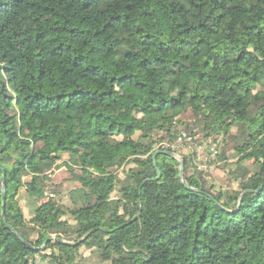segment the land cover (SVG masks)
<instances>
[{
  "label": "trees",
  "instance_id": "obj_1",
  "mask_svg": "<svg viewBox=\"0 0 264 264\" xmlns=\"http://www.w3.org/2000/svg\"><path fill=\"white\" fill-rule=\"evenodd\" d=\"M263 43L264 0H0V264H264ZM201 130L236 190L155 148Z\"/></svg>",
  "mask_w": 264,
  "mask_h": 264
},
{
  "label": "rangeland",
  "instance_id": "obj_2",
  "mask_svg": "<svg viewBox=\"0 0 264 264\" xmlns=\"http://www.w3.org/2000/svg\"><path fill=\"white\" fill-rule=\"evenodd\" d=\"M254 50H256L259 53H264V43L262 45L260 44H256L253 47ZM244 67L247 68L249 67L248 64L243 63ZM245 124H239L233 127L232 132L233 134L235 133V135H240L243 130L245 129ZM198 134L201 135L202 138L204 139H208L210 140L214 134H208L206 136V131L201 130L198 131ZM205 136V137H204ZM159 135H156L154 138L155 140L157 138H159ZM169 141H173V140H169V139H165L162 141H159L155 144V148H157L159 145L161 144H165L166 142ZM239 143V137L237 138H224L222 137L221 139V145H220V149L221 151L225 150V158L220 160V162H216L214 167L211 169L212 171H209L207 179L211 182L214 183L216 187H219L223 190H231L234 191L237 189V183L239 181V179H234L236 178V174L235 172V165L236 162L239 160V158L241 157L239 154H237L238 152L236 151V149H233V147ZM167 150H171L175 155H176V160L177 161H181L183 160L184 156H187L189 154L192 153V150L188 149V148H181V147H172V148H166ZM68 159V155L63 154L62 155V159L59 160L57 162V166L52 169L51 171V177L54 179V181L59 184L60 186L58 187L59 193L61 194L62 197V204H65L66 207L68 208H72V204L71 201L68 199V193L69 191H74L76 188H78L79 183H77L76 181H74L71 177V174L67 171L68 167L64 164V162H66V160ZM248 168L249 167H254V161L253 160H249V161H244L243 162ZM191 164L193 166H195V164L193 162H191ZM121 169L118 170V172H120ZM19 205L22 209L23 215L25 216V218L28 220L31 218L32 215V211L35 208V203L31 200H29L28 198H26L25 196H21L19 198ZM45 199H42L40 201H38L39 204H41ZM67 218L71 224V228L74 229L77 227L75 221L73 220L72 216L69 215L68 213L66 214ZM82 226H79V229H81ZM80 255L82 257H78L76 259V262L80 263V264H95L96 261L94 259H91V256H89V252L90 250L87 248H81L80 249ZM39 258L36 259L34 264H40L39 263ZM45 264H48V260L44 261Z\"/></svg>",
  "mask_w": 264,
  "mask_h": 264
},
{
  "label": "built area",
  "instance_id": "obj_3",
  "mask_svg": "<svg viewBox=\"0 0 264 264\" xmlns=\"http://www.w3.org/2000/svg\"><path fill=\"white\" fill-rule=\"evenodd\" d=\"M199 135H192L187 132H180L173 141L161 144L158 147L164 149L172 147L188 148L192 150L191 159L197 170L208 173L215 165V158L219 153L218 147L221 145V136H217L215 141L197 139ZM43 264V263H40Z\"/></svg>",
  "mask_w": 264,
  "mask_h": 264
},
{
  "label": "water",
  "instance_id": "obj_4",
  "mask_svg": "<svg viewBox=\"0 0 264 264\" xmlns=\"http://www.w3.org/2000/svg\"><path fill=\"white\" fill-rule=\"evenodd\" d=\"M159 153H161V151H156L154 154H153V156H152V159H153V164H154V166H155V169H156V171H158V168H157V165H156V156L159 154ZM164 154H168L170 157H172V158H174V159H176V155L172 152V151H170V150H166V151H164L163 152ZM184 162H183V160H181V161H179V178L181 179V180H183V173H184ZM160 171H158V175L154 178L155 180H157V179H159L160 178ZM2 178H4V175L2 174ZM3 190V189H2ZM2 196H3V203H2V216H3V214H4V210H5V196L2 194ZM88 234V233H87ZM85 236H87L86 234H85ZM85 236H84V238H85ZM83 238V239H84ZM82 239V240H83ZM82 240H80V241H82ZM25 243H26V241L25 240H23ZM60 242H62V243H64V242H68V241H66V240H60Z\"/></svg>",
  "mask_w": 264,
  "mask_h": 264
},
{
  "label": "bare ground",
  "instance_id": "obj_5",
  "mask_svg": "<svg viewBox=\"0 0 264 264\" xmlns=\"http://www.w3.org/2000/svg\"><path fill=\"white\" fill-rule=\"evenodd\" d=\"M171 151V150H170ZM175 153V152H174Z\"/></svg>",
  "mask_w": 264,
  "mask_h": 264
}]
</instances>
